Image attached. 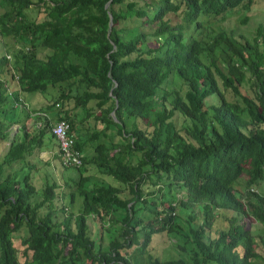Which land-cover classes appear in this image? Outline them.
<instances>
[{"label": "trees", "instance_id": "trees-1", "mask_svg": "<svg viewBox=\"0 0 264 264\" xmlns=\"http://www.w3.org/2000/svg\"><path fill=\"white\" fill-rule=\"evenodd\" d=\"M262 1L0 0V139L19 124L0 157V264H264V16L250 36L219 23ZM29 91L46 95L25 105ZM44 147L75 174L44 171L38 189ZM162 231L182 255L148 251Z\"/></svg>", "mask_w": 264, "mask_h": 264}, {"label": "rangeland", "instance_id": "rangeland-1", "mask_svg": "<svg viewBox=\"0 0 264 264\" xmlns=\"http://www.w3.org/2000/svg\"><path fill=\"white\" fill-rule=\"evenodd\" d=\"M257 3L262 7L263 1L257 0ZM42 5V4H41ZM36 9L34 6L29 7L27 9V14L32 18H41L43 15V12H40V16H36ZM39 10L43 11V8L40 7ZM246 14L247 15V21L241 22L240 19L242 16ZM264 16V9L261 8H254V9H248L246 12H244V9L239 8L235 12L229 13L223 20H221L219 23L226 29H231L233 32H242L245 35H251L255 26L259 21L262 20ZM49 88V87H48ZM59 90V86H51L49 88V92L53 95H56V93ZM45 92L46 91H29L26 93H23L25 105H29L30 102L27 100L31 98L32 96L36 95V103L38 101H42L45 98ZM22 106V104H21ZM57 107V105H55ZM25 110L27 109L24 105L23 107ZM48 114H51L54 112V110L47 111ZM88 121L92 123V119L88 118ZM83 123L86 126L87 121H83ZM94 124V123H93ZM8 128V136L0 139V157L2 153L5 151L8 139H10L11 135L17 130V127L19 126L18 123H12L10 125H7ZM30 128V122L29 126ZM32 128V127H31ZM48 133L45 132V136H47ZM114 138V137H113ZM115 139H118V137L115 136ZM50 147L55 150V145H50ZM37 157L40 159V163L37 162L35 159H32L31 161L35 162V165L40 167L38 171L32 173V182L35 185L36 188L40 189L43 185V179H44V171L51 170L54 178L61 181L60 176H66V175H74V171L72 169L61 167L60 165V159L58 156L51 155V149L49 147L41 148V150L35 151ZM53 157V158H52ZM47 160V162H45ZM50 160V161H49ZM260 189L264 191V180L260 182ZM60 192V191H59ZM59 199V200H58ZM57 200L60 202L59 204H62L64 208L72 210L74 213L78 211L79 205H80V199L79 197H75L72 202L69 201L68 196H59ZM89 227L93 230V225L90 223V219L87 220ZM182 225H184V222L180 221ZM217 224V223H216ZM216 224L214 226H216ZM111 233L108 231H103V244H106L107 237H109ZM177 239L174 235H169V233H165L164 231L159 233H154L151 237V240L147 244V249L152 255L161 256L162 254H165V256H178L182 255V250L175 245L174 241Z\"/></svg>", "mask_w": 264, "mask_h": 264}, {"label": "built area", "instance_id": "built-area-1", "mask_svg": "<svg viewBox=\"0 0 264 264\" xmlns=\"http://www.w3.org/2000/svg\"><path fill=\"white\" fill-rule=\"evenodd\" d=\"M69 124L64 119L53 122L50 126L51 133L57 140L58 149L61 153L62 160L68 164H78L80 162L79 152L72 147V138L69 134Z\"/></svg>", "mask_w": 264, "mask_h": 264}, {"label": "water", "instance_id": "water-1", "mask_svg": "<svg viewBox=\"0 0 264 264\" xmlns=\"http://www.w3.org/2000/svg\"><path fill=\"white\" fill-rule=\"evenodd\" d=\"M109 18H110V14H109ZM110 113L112 116H114L113 110H111Z\"/></svg>", "mask_w": 264, "mask_h": 264}]
</instances>
